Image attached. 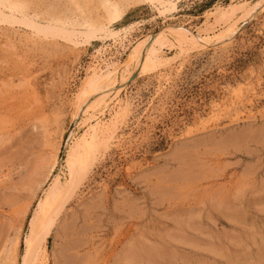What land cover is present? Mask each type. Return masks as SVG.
Instances as JSON below:
<instances>
[{"label":"rangeland","instance_id":"374dc122","mask_svg":"<svg viewBox=\"0 0 264 264\" xmlns=\"http://www.w3.org/2000/svg\"><path fill=\"white\" fill-rule=\"evenodd\" d=\"M7 1L15 17L41 24L97 22L64 36L0 21V264H20L37 200L67 176L65 156L84 129L71 108L85 63H122L157 30L207 40L228 26L223 43L160 46L169 61L120 86L113 138L95 148L37 264H264V8L250 10L259 0H113L127 9L111 24L99 0H77V12L70 0ZM242 1L227 19L209 13ZM112 98L83 118L104 108L107 119Z\"/></svg>","mask_w":264,"mask_h":264},{"label":"bare ground","instance_id":"6f19581e","mask_svg":"<svg viewBox=\"0 0 264 264\" xmlns=\"http://www.w3.org/2000/svg\"><path fill=\"white\" fill-rule=\"evenodd\" d=\"M70 1L73 3L72 7L75 9L74 11H81L80 2L79 4L77 0ZM130 1L134 6L144 2L153 3V1L161 4L163 8H166L167 6L169 7L173 4L172 0ZM118 2L116 3L113 0L98 1L101 16L110 24L119 21L127 9V6L121 7ZM246 2H231L227 4L226 7H217L214 11L209 13H213L215 21L224 20L232 16L236 11L241 12L244 10ZM14 5L15 4L10 1L0 0V21H6L8 23L16 22L17 24H24L25 26L36 30L45 29L47 31H60L64 36L74 35L76 33L87 35L95 29L94 27L97 22L96 18L90 19V17L87 18L83 14V16H68L63 20L61 19V23L50 19L41 24L39 22H35L24 11V13L21 12V16L15 17L12 12L14 10H21H18V8ZM259 8H264V0H259L258 4H255V6L250 10L252 11ZM228 29L229 26L223 28L222 30H218V32H213L207 40H199L197 36H195L197 34L191 37H183L178 31L173 29H169L166 32L157 30L153 34H147L143 36V38L131 44L125 53L122 63L115 58H102L101 60L94 58L85 63L84 72L82 73L83 76L80 78L79 85L76 87L77 91L75 96L73 95L74 100L71 108L72 116L80 117L79 125H82L84 129L78 137H75L73 145L69 148V151L65 156L64 164L67 176L64 177L63 181H61L57 176L52 179L50 184L43 191L42 196L37 200L30 214L27 222V232L23 237V252L20 256V264H37V256H40V251L42 249L40 245L41 240L55 223L58 213L63 208L67 199L71 196L73 189L78 185L81 178L84 176L87 166L94 155L95 148L99 144L105 143L113 138L112 136L116 127V121L121 120L118 119L121 113V101L116 98V92L119 90L120 86L124 84L125 80L130 78L132 75L145 70L146 68H151L154 65H159L161 63H167V61H169L168 59L172 56H160V46H176L179 48L180 52L184 49V44H186V46L187 44L191 45V47H201L204 46L203 43H223L226 38L224 37V34ZM167 32L175 36V41L170 40L169 36H167ZM198 35H200V33ZM119 72L121 82L116 86ZM112 93V99L113 101H117V104L111 110L107 119L102 116L105 112L104 108L98 110L96 115L92 113L87 118H83L86 108L100 105L102 106V104L105 103L106 98ZM123 108L122 110H124Z\"/></svg>","mask_w":264,"mask_h":264}]
</instances>
